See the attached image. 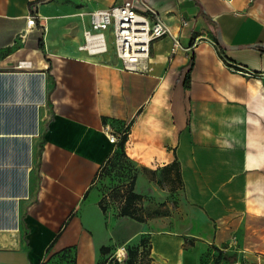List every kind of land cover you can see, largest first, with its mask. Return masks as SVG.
Returning a JSON list of instances; mask_svg holds the SVG:
<instances>
[{"label":"crops","instance_id":"0c3cea01","mask_svg":"<svg viewBox=\"0 0 264 264\" xmlns=\"http://www.w3.org/2000/svg\"><path fill=\"white\" fill-rule=\"evenodd\" d=\"M122 1L0 0V93L12 89L0 107L48 117L21 189L0 150V206L16 204L0 223V264H97L100 246L142 233L159 264H181L186 242L264 264V0H145L187 48L170 54L158 38L135 69L82 47L89 12ZM18 97L30 100L6 103ZM109 133L125 136L143 221L119 214L126 185L117 211L103 202L98 178L120 149ZM163 202L170 215L156 214Z\"/></svg>","mask_w":264,"mask_h":264},{"label":"rangeland","instance_id":"374dc122","mask_svg":"<svg viewBox=\"0 0 264 264\" xmlns=\"http://www.w3.org/2000/svg\"><path fill=\"white\" fill-rule=\"evenodd\" d=\"M111 48H108L107 56H115ZM6 70V69H5ZM5 81V79H4ZM28 78H26V82ZM11 87V86H10ZM8 87V88H10ZM10 91V92H9ZM3 90L0 93V97L2 99L6 97L12 96V89ZM30 100L27 97H18L16 99H8L6 103L9 101L15 100ZM0 131L2 132H31L36 131V135L31 138H27L25 136H8L1 137L0 140V150L2 155H7L4 158L9 161V165L13 166V170L9 174V179H13L14 185L20 184L21 189V179L26 177V181L28 179L27 173L23 174L21 170V165H29L30 166V174L32 168L36 166L37 156H38V146H39V138L41 137V130H43V125H45L48 117H43L44 113L40 110L39 115L35 116V111H31L27 106H11V105H2L0 107ZM40 117V122H39ZM43 117V118H42ZM42 118V119H41ZM38 123H40V129H38ZM42 124V125H41ZM42 128V129H41ZM40 131V132H39ZM29 143H31L30 147V156H29ZM28 155V156H27ZM134 165L127 159L125 154L121 152V150H117L114 159L109 167L102 170L99 175V183L101 184V188L103 190V202L105 204H111L114 206L115 211L118 210L117 205L121 201V196L123 194V189L125 184H130L131 179L134 177L135 171ZM169 179L166 181L167 187L173 186V182L171 180V173L168 174ZM20 177V178H19ZM24 182V179L23 181ZM27 183V182H26ZM26 186V184H25ZM16 187V185H15ZM19 187V185H18ZM108 196V197H107ZM172 207L176 206V200L170 202ZM16 204H10V206H0V223H6L8 220L7 215H9L15 209ZM110 206V207H111ZM139 208V207H138ZM138 211L141 213V209ZM172 209H167L165 206V202L161 204V207L156 210L157 215H170ZM128 227V225H127ZM158 227V226H157ZM6 232V231H4ZM257 235V234H256ZM146 243L143 245H139V238L136 240L133 239L127 244H110V251L107 255H103L99 259V264H106V260L109 258H116V254H120L121 259L119 262L122 264L127 259V246H138L139 253L136 256V264H148V259L153 258L150 255V239L149 234L145 233ZM264 238V237H262ZM252 243V242H251ZM225 245V244H224ZM123 246V247H122ZM217 246L214 244H183V250L181 251V264H214L217 257ZM224 255H220L218 257L219 264H232L226 256H230L231 251H224L219 248ZM122 252H126V256H123ZM154 262H157L153 259ZM114 264V263H109ZM243 264H246L245 262Z\"/></svg>","mask_w":264,"mask_h":264},{"label":"built area","instance_id":"2783aa9c","mask_svg":"<svg viewBox=\"0 0 264 264\" xmlns=\"http://www.w3.org/2000/svg\"><path fill=\"white\" fill-rule=\"evenodd\" d=\"M90 26L83 32L85 48L89 52L102 53L107 51L109 35L116 57L126 69L138 68L148 57L151 43L161 37L170 38L169 53L173 54L184 46L179 35L160 18L158 11L145 0H123L107 8L89 12ZM35 18L28 20L34 24ZM182 24H187L186 20ZM187 48V47H184ZM233 70L244 72L240 68L228 64ZM249 74L248 72H245ZM122 136V134H121ZM118 136L109 133V141L118 142ZM126 256V252H122ZM116 259H121L116 254ZM237 264V262H232Z\"/></svg>","mask_w":264,"mask_h":264},{"label":"trees","instance_id":"16d2710c","mask_svg":"<svg viewBox=\"0 0 264 264\" xmlns=\"http://www.w3.org/2000/svg\"><path fill=\"white\" fill-rule=\"evenodd\" d=\"M225 62L227 64L230 65H234L230 60H228L227 58H225ZM194 58L191 57L188 67L186 69L185 72V78H184V87L188 88L190 86V72L193 66V61ZM124 142H125V136L123 135L119 141H118V145H119V150H121V152H123V147H124ZM124 154V152H123ZM135 172V171H134ZM169 173H171V180L173 182V186H171V189H174L176 187H178L181 184V177H180V169L178 166V163L176 161H173L171 164L167 165L164 167V175H165V179L168 180L169 179ZM135 178V173H134V177L131 179L130 184H125L126 188L124 189V194H125V199L123 201V204L121 206L120 215H126L129 217H132L134 219H137L139 221H143L144 217L143 215L138 211V209L140 210L141 207L139 205H137L138 200L141 199V195L134 192L133 191V180ZM159 183H161V181L159 180ZM104 207V206H103ZM139 207V208H138ZM149 239H150V235H149ZM139 245H144L146 243V236L145 233H142L140 238H139ZM149 248H150V255H151V240H150V244H149ZM100 253H101V257L103 255H107L110 251V245H102L100 246ZM217 257L216 260L214 262V264H219V259L218 257H220V255H224L223 252L217 248ZM139 253V247L138 246H127V259L124 261V263L122 264H136V256ZM152 257V255H151ZM226 258L232 263L235 260V256L233 254H231L230 256H226ZM154 258H149L148 259V264H159L158 262H154L153 260ZM99 262V261H98ZM114 263V264H121L116 258H109V260H106V264L109 263ZM99 264V263H97Z\"/></svg>","mask_w":264,"mask_h":264},{"label":"bare ground","instance_id":"6f19581e","mask_svg":"<svg viewBox=\"0 0 264 264\" xmlns=\"http://www.w3.org/2000/svg\"><path fill=\"white\" fill-rule=\"evenodd\" d=\"M17 80V79H16ZM17 82L18 83H24L25 84V82H26V77L24 78V77H20V78H18V80H17ZM43 83V82H42ZM42 83H40V89H41V96L40 97H38V99L36 100V102H38L39 104H41L42 103V101H43V88H42ZM22 102L23 101H25V100H21ZM12 102H20L19 100L18 101H9L8 103H12ZM27 102V101H26ZM2 135V134H1ZM34 135H36V131H31V132H25V131H22V132H20V133H10V134H8V136H25V137H27V138H31L32 136H34ZM30 147H31V143H29V156H30ZM28 156V155H27ZM30 165V164H29ZM26 183V182H25ZM123 247V246H122Z\"/></svg>","mask_w":264,"mask_h":264}]
</instances>
